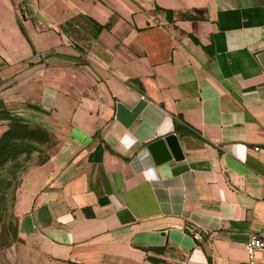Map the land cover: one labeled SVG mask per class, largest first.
I'll return each instance as SVG.
<instances>
[{"label":"crops","instance_id":"crops-1","mask_svg":"<svg viewBox=\"0 0 264 264\" xmlns=\"http://www.w3.org/2000/svg\"><path fill=\"white\" fill-rule=\"evenodd\" d=\"M4 109L54 143L0 264H247L264 234V0H0Z\"/></svg>","mask_w":264,"mask_h":264},{"label":"trees","instance_id":"trees-1","mask_svg":"<svg viewBox=\"0 0 264 264\" xmlns=\"http://www.w3.org/2000/svg\"><path fill=\"white\" fill-rule=\"evenodd\" d=\"M93 23L98 30L104 27L95 22ZM19 26L23 35L27 38L20 21ZM33 107L38 108L37 106ZM0 119L8 121L7 128L0 135V167L9 161L16 160L23 153L29 155L38 151L42 155V152L54 143L53 136L45 127L30 125L20 116L13 115L9 110H1ZM44 159L45 156L43 155L40 162Z\"/></svg>","mask_w":264,"mask_h":264},{"label":"rangeland","instance_id":"rangeland-1","mask_svg":"<svg viewBox=\"0 0 264 264\" xmlns=\"http://www.w3.org/2000/svg\"><path fill=\"white\" fill-rule=\"evenodd\" d=\"M31 154L23 153L16 160L9 161L0 167V246L6 245L9 240L8 237L15 232V218L11 209L13 194L29 165V161L31 162ZM42 158L43 155H40L39 161ZM258 257L261 259L263 255Z\"/></svg>","mask_w":264,"mask_h":264},{"label":"water","instance_id":"water-1","mask_svg":"<svg viewBox=\"0 0 264 264\" xmlns=\"http://www.w3.org/2000/svg\"><path fill=\"white\" fill-rule=\"evenodd\" d=\"M145 103L146 101L143 98H141L137 102V104L130 110L126 109L122 104L117 103L116 104V115H115L116 119L119 120L121 123H123L125 126H128L138 116V114L140 113ZM164 146L168 147L171 153L173 154V156L176 158V156L174 155V146L176 147L175 134H169L165 136V138L158 139L152 142L151 144H149L148 148L153 154L154 159L162 161V160H167L169 158L166 152L165 153L163 152V154L159 155V156H162L163 158L161 157L159 158L157 156V150L159 149V147H162L161 150H163ZM155 153H156V157H155Z\"/></svg>","mask_w":264,"mask_h":264},{"label":"built area","instance_id":"built-area-1","mask_svg":"<svg viewBox=\"0 0 264 264\" xmlns=\"http://www.w3.org/2000/svg\"><path fill=\"white\" fill-rule=\"evenodd\" d=\"M247 264H264V234L251 233L245 242ZM262 253L263 258L258 259L257 254Z\"/></svg>","mask_w":264,"mask_h":264}]
</instances>
